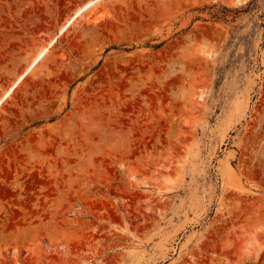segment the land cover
<instances>
[{"label": "rangeland", "instance_id": "1", "mask_svg": "<svg viewBox=\"0 0 264 264\" xmlns=\"http://www.w3.org/2000/svg\"><path fill=\"white\" fill-rule=\"evenodd\" d=\"M0 0V264H264V0Z\"/></svg>", "mask_w": 264, "mask_h": 264}, {"label": "bare ground", "instance_id": "2", "mask_svg": "<svg viewBox=\"0 0 264 264\" xmlns=\"http://www.w3.org/2000/svg\"><path fill=\"white\" fill-rule=\"evenodd\" d=\"M98 0H89L86 2L83 6L79 7L78 10L74 13L72 17H70L66 23L61 27V31L65 30L67 26L78 16L80 15L85 9H87L89 6L96 3ZM55 39H51L46 45H44L34 56L33 60L28 64V66L23 70V72L18 75V77L15 79V81L11 84V86L3 92V94L0 96V106L1 104L8 98V96L13 92L14 88L24 79V77L28 74L30 69L34 66V64L39 61L43 55L46 53V51L49 49L50 46L53 45Z\"/></svg>", "mask_w": 264, "mask_h": 264}]
</instances>
